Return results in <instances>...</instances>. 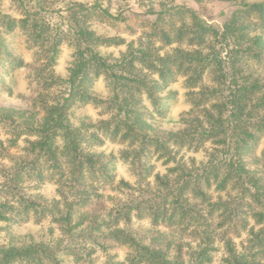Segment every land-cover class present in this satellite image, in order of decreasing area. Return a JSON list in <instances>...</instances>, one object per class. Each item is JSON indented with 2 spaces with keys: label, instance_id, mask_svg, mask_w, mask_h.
Here are the masks:
<instances>
[{
  "label": "trees",
  "instance_id": "trees-1",
  "mask_svg": "<svg viewBox=\"0 0 264 264\" xmlns=\"http://www.w3.org/2000/svg\"><path fill=\"white\" fill-rule=\"evenodd\" d=\"M11 1L18 17L0 10V91L25 66L5 43L14 32L36 51L37 88L30 109L0 103L7 135L0 139V223L49 219L61 239L0 246V264H64V255L77 263L119 247L127 249L124 259L103 264H212L218 248L220 264H264V0H192L200 10L206 1L227 3L222 25L175 0H139L149 3L146 15L171 21L162 29L138 17L151 29L138 45L97 35L75 18V7L93 15L95 5L63 1L71 15L52 27L30 0ZM98 10L117 33L134 34L131 24L119 28L124 19ZM62 45L73 48L66 78L55 72ZM120 46L117 57L101 52ZM100 78L106 98L93 91ZM176 78L184 80L189 110L172 128L157 127L151 121L166 117L174 93L159 94ZM88 105L103 118L75 126L72 111ZM105 140L123 146L118 158L94 150ZM180 150H204L206 161L184 160ZM150 158L165 173H153ZM117 160L129 165L133 184L116 181ZM45 181L56 186L52 201L24 192L25 182ZM134 220L149 226L135 230ZM242 235L238 251L234 240Z\"/></svg>",
  "mask_w": 264,
  "mask_h": 264
},
{
  "label": "rangeland",
  "instance_id": "rangeland-1",
  "mask_svg": "<svg viewBox=\"0 0 264 264\" xmlns=\"http://www.w3.org/2000/svg\"><path fill=\"white\" fill-rule=\"evenodd\" d=\"M31 7L34 5L39 6L41 9V16L43 19L50 22L52 27H55L56 23H60V17L69 16L70 12L66 11L71 5L63 4V1L69 0H30ZM78 3L82 7L92 11L94 5L95 15H91L88 12H83L82 10L75 7V11H78L75 18L80 21H86V25L93 30L97 35L113 37L119 36L124 38L126 42H133L134 45H138L139 37L141 38L143 34L148 33L151 29L149 24H140L141 20L138 17H146L150 22L159 25L160 28L165 29L169 26V17H162L159 21L156 16L146 15L147 9L149 8V3L139 1V0H70ZM175 5H183L187 8L199 11L200 16L206 22H215L219 25H222L227 16L229 15V6L227 3L222 2H213L206 1L204 2L201 10L192 0H175ZM97 6V7H96ZM98 7L106 9L109 13L114 15V17L125 22H119V28L123 29L126 25H132L134 27V34L128 35L125 33H117L114 28L107 25L106 23L101 22L100 18L97 17V14H100ZM0 10L8 15L13 17H18L17 4L13 3L11 0H0ZM60 11V12H57ZM79 13V14H78ZM86 14V16H85ZM71 15V14H70ZM143 17V18H144ZM156 19V20H155ZM175 21V25L178 26L179 22L175 18H172ZM118 22V21H117ZM85 23V22H84ZM65 26H63L64 28ZM5 43L8 50L14 55L22 59L25 66L16 69L11 77L3 78L6 83L10 86V90L7 92L0 91V103L3 106L10 107L17 110H26L30 109V99L35 95L36 91V81L32 76V68L34 65V59L36 58V51L29 47L26 43L25 36L20 32H14L5 37ZM154 40V41H153ZM155 47H161V43L153 39ZM143 42H146V38L143 39ZM173 47V45H172ZM124 46L117 48H108L101 49V52L105 55L111 54L113 57L119 56L120 51H124ZM162 53V51H161ZM73 59V48L68 45H62L60 47V52L57 59V64L55 66V72L62 78H66L67 69L70 66V63ZM1 73V70H0ZM0 77H3L2 75ZM93 91L100 97L106 98L109 95V90L104 79H98L93 86ZM168 93H174L167 100L168 113L164 119L154 120L151 122L157 127L170 129L173 127L174 122L177 117L184 112L189 110V103L187 102V89L184 87V80L182 78H176L175 80L170 81L166 89L161 92L160 97H167ZM188 97V95H187ZM146 108L149 110L151 106L149 103L145 102ZM103 118L99 114V110L92 108L91 106L77 107L72 111L71 121L75 126H78L82 121H92L97 122L99 119ZM7 138V135L4 134L3 130L0 131V139L4 140ZM23 139V138H22ZM20 139L18 141L19 149L25 145V143ZM262 143L256 148V154L259 153L262 148ZM123 149V146L112 142L110 140H105L102 146L94 148L97 152H103L105 154H113L118 158V154ZM18 149L11 150V152H17ZM179 156H183L184 160L186 158L192 157L196 162L206 161V154L204 150L198 151L196 153L186 152L180 150ZM264 161L261 160L260 165ZM149 165L153 166V173L163 174L165 173L166 166L162 164L161 161L154 160L150 158L147 160ZM114 173L116 181L124 180L130 184L134 183V178L132 172L130 171L129 165L120 160H117L114 165ZM24 192L30 196H40L43 200L52 201L56 197V186L51 181H45L42 184H35L34 182H25L23 184ZM107 194L115 195V193L108 191ZM119 199H123L124 195L119 194L117 196ZM149 222L146 220L132 222V228L135 230L147 228ZM53 229V233L50 232V229ZM0 246L8 245H21L30 242H42L54 244L61 239L59 232L56 230V227L50 223L49 219H42L40 222L32 217L25 219L20 222L15 223H0ZM244 236L236 238L234 240L235 245L237 246L238 251L242 250V241H244ZM66 242H64L65 244ZM219 247V246H218ZM214 255V260L212 264H220L223 257V251L221 248ZM127 249L125 247L113 248L107 251L106 253H96L91 259L84 262H73L72 257L64 255L61 258L63 259L64 264H103L106 259L114 257L116 261H122L125 257Z\"/></svg>",
  "mask_w": 264,
  "mask_h": 264
}]
</instances>
